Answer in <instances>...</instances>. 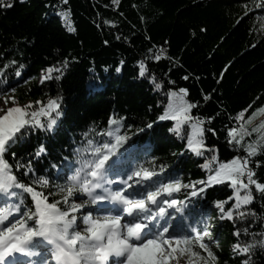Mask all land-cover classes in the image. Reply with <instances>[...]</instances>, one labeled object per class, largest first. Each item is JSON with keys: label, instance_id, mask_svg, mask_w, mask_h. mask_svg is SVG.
<instances>
[{"label": "trees", "instance_id": "16d2710c", "mask_svg": "<svg viewBox=\"0 0 264 264\" xmlns=\"http://www.w3.org/2000/svg\"><path fill=\"white\" fill-rule=\"evenodd\" d=\"M258 3L264 0H116L115 3L68 0L67 4L63 0H2L0 68L5 64L8 67L3 69L0 80L13 81L17 79L15 72L21 71L20 81L8 86L15 91L7 92L8 88L4 91L7 95L13 93L21 103L37 100L46 103L49 98L63 97V116L53 132L34 129L23 147L17 144L12 151L17 158H27L28 153L44 143L53 155L68 156L71 149L84 142V133L99 139L95 132L109 127L113 113L117 119L124 117L123 123L131 124L134 132L145 122L157 119L171 99L170 92L179 95V89L186 88L185 99L198 103L192 115L201 119L215 117L211 122L205 119L204 136L206 144L218 148L216 161L211 160L212 153L208 151L198 157L187 149V140L169 131L173 128L172 120L157 121L152 129H145L132 140L141 148L146 146L148 156L157 157V163L167 165L161 175L175 169V175L184 183L206 179L209 170L201 167L203 164L210 163L215 169L220 162L245 155L243 149L237 151L226 144L224 126H238L229 117H235L252 104L244 117L247 122L249 114L256 109V115L259 106L264 105V43L261 42L264 12L256 7ZM9 4L10 7L6 6ZM245 5L255 16L250 12L237 24ZM63 12L68 13L65 20L58 14ZM70 27L75 31H68ZM157 54L162 56L159 61L152 59ZM65 59L68 65L62 68L61 79L37 82L43 69L60 66L58 62ZM140 60L147 69L143 77L139 75ZM184 76L188 79H183ZM154 83H161V89L156 90ZM209 93L210 99L204 100V95ZM245 126L251 128L248 123ZM210 127L217 130L216 136L207 132ZM183 129L187 134V125ZM257 136L253 133L246 140H255ZM140 158H145L143 152ZM4 159L13 164L15 172L10 153H5ZM257 160L260 167L255 166ZM252 161L254 179L264 183V147L258 148V155ZM33 168L36 175H43L47 171V159L34 160ZM55 175L53 171V182ZM250 187L254 200L240 211L252 210L255 215L243 220L236 215L235 208L233 220H222L220 210H213L217 201H225L229 196L233 199L224 205L225 211L236 203L229 181L209 186L197 197H190L191 203L185 202L188 209L195 211L186 213L182 227L190 235L193 227L209 231L212 240L219 244V247L216 243L209 245L218 257L216 264H242L247 257L234 252L233 246L264 240V193L254 185ZM245 191L241 189V196ZM174 195L177 199L184 198L183 192ZM245 227L249 229L247 235L242 231ZM237 228L241 229L239 237L233 235ZM204 239L208 242V237ZM191 247L207 256L198 242L194 241ZM248 256L249 264H264V248L258 243Z\"/></svg>", "mask_w": 264, "mask_h": 264}, {"label": "snow or ice", "instance_id": "6c2138e0", "mask_svg": "<svg viewBox=\"0 0 264 264\" xmlns=\"http://www.w3.org/2000/svg\"><path fill=\"white\" fill-rule=\"evenodd\" d=\"M63 2L67 4L68 0ZM256 7L264 12V3H258ZM245 9L237 18V24L250 12L255 16L247 5ZM58 14L65 19L68 16L67 12ZM261 27H264V22ZM68 31L75 29L70 27ZM161 58L160 54L152 57L155 61ZM11 63L15 64L16 61ZM58 63L60 66L50 65L42 70L41 84L61 79L62 68L68 65V60ZM138 65L139 75L143 77L147 71L145 62L140 60ZM7 67L5 64L0 68V75ZM19 67L23 68V65ZM116 71L119 72L120 68L117 67ZM53 72L58 75L53 76ZM15 75L21 76V71L17 70ZM182 78L188 79L187 76ZM152 81H155L154 75ZM161 87V83H154L156 90ZM14 91L12 87L7 89V92ZM187 92L186 88H180L179 95L175 91L170 92L171 99L157 119L145 122L134 132L131 131V124L125 126L123 123L124 117L117 119L113 113L108 120L109 127L95 132V137L99 139L90 138L88 133H84V142L80 147L71 149L68 156L60 153L53 155L41 143L34 152L27 154V158H17L16 152L12 151L13 146L19 144L23 147L34 129L53 132L58 119L63 116V97L49 98L46 103L37 100L19 105L14 96L0 89V97L5 105L0 107V264H109L110 258H124L121 264H180V259L185 258L188 264H195L192 257L204 264H216L218 257L209 245L216 243L219 247V244L212 240L209 231H198L193 227L191 232L195 233L194 236L182 232L186 213L195 211L188 209L185 202L191 203L190 197H197L213 184L229 181L236 203L225 211L224 205L233 197L217 201L222 214L220 218L233 220V208L241 220L255 215L252 210L240 209L254 200L250 185L264 193V183L254 179L256 174L250 166L252 157L258 155V148L264 147V122L251 128L245 126V123L251 124L257 111L254 109L248 121H244L252 104L241 109L235 117H229L230 122L238 123V126H224L226 144L237 151L243 149L245 155H235L226 163L220 162L215 169L210 163L203 164L201 167L209 170L206 179L184 183L175 175V169L161 175L165 173L167 165L157 163V157L148 156L146 146L141 148L137 141L132 140L133 136L145 129H152L157 121H176L169 131L182 140L186 139L187 149L198 157L208 151L212 153L211 160H217V146L206 144L204 136L205 119L211 122L215 117L201 119L192 115L198 103L186 100ZM210 96V93L205 94L203 99L208 100ZM9 101L12 104L10 107L7 106ZM258 111L264 114V105L259 106ZM185 124L190 129L187 134L183 129ZM207 132L212 136L217 135L215 128L210 127ZM258 132L261 135L255 140L244 142L245 137ZM141 152L144 159L140 158ZM5 153H10L13 158L15 172L13 164L4 159ZM50 156L51 159H48ZM40 157L47 159V171L43 175H36L33 161ZM254 163L260 167L258 160ZM53 171L56 182L51 178ZM198 184L202 187H197ZM241 189L246 190L243 196ZM181 192L184 193L183 200L174 197L175 193ZM49 197L52 199L49 200ZM93 205L96 207L93 208ZM169 209L173 211L169 212ZM78 216L80 223L77 222ZM242 231L247 235L249 229L245 227ZM233 235L239 237L241 229L237 228ZM205 237H208V242H205ZM194 241L207 253L210 261L199 251H193L191 245ZM257 243L264 248V240L233 246L234 252L247 257L242 264H249L251 257L248 254ZM19 257H24L25 261Z\"/></svg>", "mask_w": 264, "mask_h": 264}, {"label": "rangeland", "instance_id": "374dc122", "mask_svg": "<svg viewBox=\"0 0 264 264\" xmlns=\"http://www.w3.org/2000/svg\"><path fill=\"white\" fill-rule=\"evenodd\" d=\"M63 20H65V18L63 17ZM262 22H264V19H263V21ZM263 30H264V27H263ZM42 75H43V72L39 75V78H38V83H40V81H41V77H42ZM20 79H21V76H19V77H17V79H15V80H11V79H2V81L3 82H0V89H6V88H8V86H10L11 84H15V83H17L18 81H20ZM41 84V83H40ZM9 96H14L15 97V99H16V101H17V103L19 104V105H26V104H28L30 101H26L25 103H21L19 100H18V98L13 94V93H11V94H8ZM8 107H10V106H12V104H11V101H9V104L7 105ZM0 107H5V105H4V102H3V99H2V97L0 98ZM262 122H264V114H261L260 112H258L256 115H254V117H253V119H252V121H251V124H249L250 125V127H252V126H257V125H259L260 123H262ZM176 125V121H174V124H173V127ZM185 125H187V124H185ZM185 125H183V127L185 126ZM187 128H188V131H190V129H189V125H187ZM173 133V132H172ZM174 134V133H173ZM255 134H257L258 136L259 135H261V133H255ZM257 136V137H258ZM247 139V137H245V143H247L248 141L246 140ZM262 143H264V142H262ZM176 195H174V197H175ZM175 198H177V197H175ZM80 201H78V203H79ZM93 208H95L94 207V205L92 206ZM215 209H218L219 210V208L216 206V207H214L213 208V210H215ZM169 212H171V211H173L172 209H169L168 210ZM78 220L79 221H77L78 223H80V218H79V216H78ZM218 220V219H217ZM124 222V221H123ZM122 222V223H123ZM174 222H176V220L174 219ZM181 230H182V232L184 233V234H186V235H188L189 234V232H187L182 226H181ZM170 231H171V229H170ZM193 235H195V233H193ZM194 251V250H193ZM201 256H203V257H205L206 259H208L209 260V258L206 256V255H202L201 254ZM194 262H195V264H204V262L203 261H201V260H198V258H196V257H192L191 258ZM180 264H188V261H187V259H185V258H181L180 259Z\"/></svg>", "mask_w": 264, "mask_h": 264}]
</instances>
